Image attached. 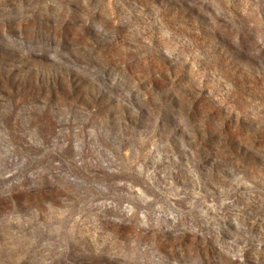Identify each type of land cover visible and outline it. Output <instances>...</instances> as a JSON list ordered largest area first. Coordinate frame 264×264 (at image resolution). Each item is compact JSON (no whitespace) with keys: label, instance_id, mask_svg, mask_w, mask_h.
<instances>
[{"label":"rangeland","instance_id":"374dc122","mask_svg":"<svg viewBox=\"0 0 264 264\" xmlns=\"http://www.w3.org/2000/svg\"><path fill=\"white\" fill-rule=\"evenodd\" d=\"M0 264H264V0H0Z\"/></svg>","mask_w":264,"mask_h":264}]
</instances>
